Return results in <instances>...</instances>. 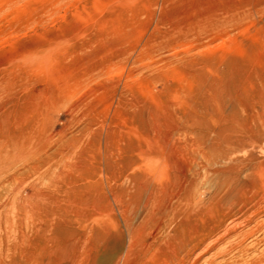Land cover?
I'll return each mask as SVG.
<instances>
[{"label":"rangeland","instance_id":"obj_1","mask_svg":"<svg viewBox=\"0 0 264 264\" xmlns=\"http://www.w3.org/2000/svg\"><path fill=\"white\" fill-rule=\"evenodd\" d=\"M227 137L264 147V0H0V264H96Z\"/></svg>","mask_w":264,"mask_h":264},{"label":"bare ground","instance_id":"obj_2","mask_svg":"<svg viewBox=\"0 0 264 264\" xmlns=\"http://www.w3.org/2000/svg\"><path fill=\"white\" fill-rule=\"evenodd\" d=\"M225 139L249 148L241 155L209 154L187 186L167 189L163 183L147 200L128 205L122 231L111 224L114 233L124 234L106 242L96 264H264V147L255 140ZM13 150L0 147V171L13 167L1 161ZM5 186L0 184L4 196L16 194ZM66 238L73 251L77 234ZM68 261L75 263V257Z\"/></svg>","mask_w":264,"mask_h":264}]
</instances>
